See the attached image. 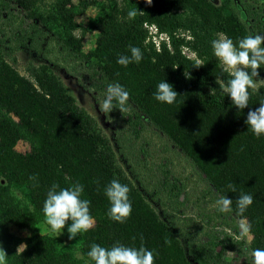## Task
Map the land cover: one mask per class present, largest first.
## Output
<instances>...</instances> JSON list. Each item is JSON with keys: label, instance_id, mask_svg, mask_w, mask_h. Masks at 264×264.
Returning a JSON list of instances; mask_svg holds the SVG:
<instances>
[{"label": "trees", "instance_id": "1", "mask_svg": "<svg viewBox=\"0 0 264 264\" xmlns=\"http://www.w3.org/2000/svg\"><path fill=\"white\" fill-rule=\"evenodd\" d=\"M89 6L99 14L82 26L75 17ZM133 8L143 13L130 20L127 13ZM144 22L167 34L168 44L161 40L156 49ZM91 30L98 33L95 46L84 52L82 39ZM248 34L264 35V0H221L218 5L153 0L151 6L144 0H55L51 8H42L40 0H0V245L7 264H84L69 246L38 229L51 185L66 188L77 181L95 222L79 235L80 254L89 264H95L87 255L93 243L111 248L116 242L135 248L143 244L153 250L154 264H228L223 259L227 250L241 264H253L252 252L264 249V135L256 137L246 117L264 103V67L258 69L259 91L250 89L249 106L238 110L223 90L231 77L211 46L223 35L238 43ZM129 45L139 47L143 58L124 67L117 60L130 55ZM53 49L84 66L97 90L120 83L130 93L126 111L113 110L122 124L111 139L52 71L48 54ZM16 51L39 59L27 64L26 75L14 65L15 58L8 59ZM198 61L204 64L196 67ZM163 80L178 93L173 104L154 98ZM149 131L162 141L161 152L171 153L163 157L165 169L145 170L144 159L152 156L144 136ZM18 141L29 149L18 151ZM175 155L195 172L202 186L199 201L214 205L206 223L219 220L231 236L195 238L179 224L172 203L184 202L178 194L183 185L166 169ZM33 175L36 180L29 179ZM113 179L130 189L132 212L124 223L108 216L104 189ZM241 194L254 198L243 214L236 205ZM218 195L232 199L233 212L218 211ZM242 219L251 225L249 242L240 231ZM10 225L27 235H14Z\"/></svg>", "mask_w": 264, "mask_h": 264}, {"label": "clouds", "instance_id": "2", "mask_svg": "<svg viewBox=\"0 0 264 264\" xmlns=\"http://www.w3.org/2000/svg\"><path fill=\"white\" fill-rule=\"evenodd\" d=\"M145 4L151 6L153 0H144ZM143 11L133 8L127 15L130 20H134ZM214 55L222 62L231 77L223 90L231 99L233 105L238 110H243L249 106V90L259 91L256 80L259 79L258 69L264 67V35L248 34L241 38L238 43H234L226 35L211 41ZM130 55H120L117 63L127 67L130 63H139L143 58V52L139 47L129 45ZM203 61H198L196 67L202 66ZM187 78L189 74H185ZM178 93L173 89L172 84L161 81L154 93V98L158 102L173 104ZM130 99V93L120 84L111 83L106 87V95L101 105V112L111 113L114 109L126 111V105ZM246 123L256 137L264 135V103L254 110L247 112ZM30 180H36V176H30ZM230 191L235 192L233 184H229ZM99 190V189H98ZM84 186L79 181L72 183L69 187L61 188L59 184L53 183L46 194L42 211L45 222L51 229L60 234L66 223H72L67 227L68 238L73 239L81 232H87L94 226V219L90 214V201L82 199ZM130 189L122 184L118 179H113L105 187L104 193L110 202L108 216L115 222L124 223L130 217L132 204L129 200ZM251 194H241L237 200V210L243 214L253 203ZM218 211L221 213H231L232 199L226 195H218L216 200ZM251 225H247L245 231L250 230ZM141 240L143 237L141 236ZM170 243V241H165ZM95 264H154V252L141 244L139 248L125 246L116 242L111 248L102 247L93 243L87 253ZM158 255V254H157ZM7 253L0 247V264H7ZM253 264H264V249L257 248L252 252Z\"/></svg>", "mask_w": 264, "mask_h": 264}, {"label": "rangeland", "instance_id": "3", "mask_svg": "<svg viewBox=\"0 0 264 264\" xmlns=\"http://www.w3.org/2000/svg\"><path fill=\"white\" fill-rule=\"evenodd\" d=\"M73 1L75 3L77 2V0ZM212 1L217 5L221 2V0ZM54 2L55 0H40V5L42 8H51ZM232 6L235 8L234 3ZM98 14L99 9L96 6H89L81 14H78L75 17V21L82 26H88L89 21ZM97 34L98 33L96 30H91L85 33L82 39V50L84 52L94 48ZM187 54L189 56L192 55L190 51ZM13 56L14 57H8L9 61H11L12 58H15L14 65L21 74L25 75L27 74L26 66L29 62H39L38 57H31L30 54L23 51H16ZM48 57L53 61V65H51L52 71L61 78L66 90L73 96L77 105L85 109L87 113L93 117L103 135L108 139H111L112 132L118 129V126L122 123L116 111H112L109 114L101 112L100 108L105 98L106 92L97 90L92 85V81L87 79L89 73H85L83 68L84 66L79 65L77 62H70L67 58H65L62 54L57 53L54 49L49 52ZM220 63L225 68L221 61ZM144 136L148 139V141H150L152 148V156H148L146 159H144V162L146 163L145 170L155 169L154 171H156L160 170L161 168L165 169L163 157L170 156L171 153L161 152L162 141L157 139L151 131L144 133ZM15 148L18 151L24 152L29 149V146L24 141H18ZM170 158L171 161L166 169H169L172 174L180 180L183 186L180 188L178 194L182 196V199L185 198L182 204L172 203V206L177 208L176 212H172H174L176 216L175 218H177L179 224H181L182 227L186 226L195 238L214 239L218 235L224 236L225 234L231 236L233 234L232 230L220 223L219 220L211 221L209 224L206 223L207 218L205 214L211 212L214 208V205L208 202V199L205 200L206 203L199 201L198 198L200 196L202 186L197 180L198 178L188 162L185 161L182 156L178 155L171 156ZM13 193L18 200H21V195L18 191L14 189ZM172 200L173 199L171 198V201ZM167 207L168 210H170L168 204ZM70 224L71 222H67L61 233L57 234L45 222L44 217L40 220L38 229L41 234L55 236L62 245L69 246L73 250L74 255L78 259H81L84 264H89L87 260H85L80 254V234H77V236L73 239L68 238L69 234L67 227ZM239 225L243 238L246 242H249L251 239V234L244 230L247 227L246 220H239ZM9 229L11 233L21 238L27 235L25 230L19 229L13 225H10ZM22 247L23 245L20 246V248ZM234 256L235 254L233 252L227 250L223 254V259L228 264H241V260L234 259Z\"/></svg>", "mask_w": 264, "mask_h": 264}, {"label": "built area", "instance_id": "4", "mask_svg": "<svg viewBox=\"0 0 264 264\" xmlns=\"http://www.w3.org/2000/svg\"><path fill=\"white\" fill-rule=\"evenodd\" d=\"M143 27L147 31V40L152 42V44L154 45V47L156 49H159L161 40H164L168 44V36H167V34H165L163 32H159L157 26L154 23L144 22L143 23ZM183 52L187 56H189L187 54L189 51H188V49L186 47L183 48ZM191 56H193V53H192Z\"/></svg>", "mask_w": 264, "mask_h": 264}]
</instances>
